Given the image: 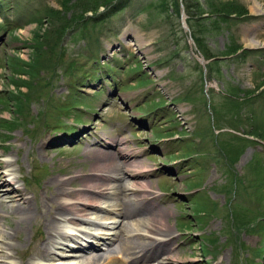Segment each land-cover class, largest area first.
I'll list each match as a JSON object with an SVG mask.
<instances>
[{
  "label": "rangeland",
  "instance_id": "rangeland-1",
  "mask_svg": "<svg viewBox=\"0 0 264 264\" xmlns=\"http://www.w3.org/2000/svg\"><path fill=\"white\" fill-rule=\"evenodd\" d=\"M99 2L90 12L91 0H0L1 171L8 190L41 207L21 225L0 218L11 235L0 264H79L59 256L90 239L106 250L120 218L102 198L104 210L83 214H105L100 225L59 219L65 240L32 256L45 211L74 201L55 189L81 190L96 151L120 165L110 185L142 183L156 196L172 237L161 254L172 263L161 264H264V140L246 134L264 130V0H185L187 13L182 0Z\"/></svg>",
  "mask_w": 264,
  "mask_h": 264
},
{
  "label": "bare ground",
  "instance_id": "bare-ground-1",
  "mask_svg": "<svg viewBox=\"0 0 264 264\" xmlns=\"http://www.w3.org/2000/svg\"><path fill=\"white\" fill-rule=\"evenodd\" d=\"M254 5L258 6L257 3ZM104 153L100 151L99 153H97L96 151L95 155L97 158L96 157L95 158L97 160H94L91 164L90 167L91 173L86 177L84 176L83 178H80V176L78 177L82 181L81 190L68 191V190H64L66 188L55 189V195L56 193H58L67 196L66 198H68V196L71 195L74 196L73 197L74 201L68 202L66 200H62V201L60 200L59 202H56V205H54V207L51 208V210L49 209L50 211H48L47 209L45 213L43 212L44 214L47 215V218L44 219L43 221L45 236L42 239H40L38 243H35L32 246V256L42 259L43 257H48V256L50 257L52 243H55V245L60 244L58 241L54 242L53 240L54 237L65 240L66 234L62 232L59 228L60 227L58 224L59 219H63V221L73 222V223L76 220L79 221L81 220L90 226L95 224L100 225L99 224L100 222L98 223L97 221L99 217L106 218L105 214L102 215L97 214L96 218H94L93 220L86 219L83 214L84 211L87 210L86 208H91L92 210L94 211L97 210L99 212L104 210V208L98 205V203H100L99 199L103 198V200H101V203L105 202L108 203L109 206L116 207L115 213L120 218L117 225L118 232L113 236L112 241L110 240V238L108 239L109 244H106L107 246L106 250L103 252H97L96 250L98 249V246L94 244L95 240L93 241L89 238L90 240H86L82 244H77L76 242L78 241H75L71 245H65L66 248L70 250L68 253H62L59 257L61 258L74 257L71 260L78 258L77 263L79 264H124V262L126 261L133 264L137 262L138 264H153V262L155 264H161V263L171 262L165 260L166 258L169 257H165L163 259L164 255H161L167 251L171 252L170 246L172 244V240H171L172 237H171L170 229L167 227L166 224L162 223L164 219L163 218L164 212L161 211L155 205L156 196H154L150 192V194L153 196L148 195L146 196L147 198L144 197L142 194L143 190H145V187L148 188L150 187L142 183H137V182L121 183L115 181L113 184L110 185L106 181V179L110 178V176H115L114 174L120 171L119 170L120 165H117L116 162L115 164H113L114 161L112 158L113 156ZM5 164L6 162L0 161V191L1 189H4L3 193L6 194L7 199L11 202H16L17 204L7 206L3 202L4 199L0 195V218H3L4 216L6 217V215L7 216L12 215L15 221L17 222V224L21 225V223L30 222L35 218L36 215H38L37 213H39L41 207L36 208L34 206H31L29 200H27L26 197L23 195V193L20 192L19 190L14 188L8 190L7 186H9V184L11 183L8 180L4 179L6 173H4V171H1V169ZM94 174L97 175L98 177L97 180H99V182L97 181L89 182L92 177L94 178ZM138 174H140L139 171L137 173H132L133 176H137ZM108 185L111 186L109 188H111L112 191L103 192V189H105ZM124 190H128L131 196L124 195L125 194L123 193ZM86 191H91L92 195L87 194ZM138 197L140 198L138 199ZM55 199L57 198L51 196L49 199H45V202L47 201L52 203ZM87 229H90V231L91 230L94 231L95 228L87 227ZM137 230H141L143 231V233H140L139 231L136 233L138 236H134L132 238H126L123 236V234L126 232H132ZM79 232L82 234H87L98 241L102 240L101 234L103 235L106 234V232L93 233L83 230ZM9 233L4 234V231L3 233L0 232V237H1L0 242L8 239L11 236V235L9 236ZM69 237L71 236L69 235ZM78 240L81 241V239ZM4 244L5 247L3 248L5 249L10 246L9 243L7 242H5ZM84 249L85 250L89 249L90 252H88L85 255H83V253L80 254L79 252H82ZM2 252L3 251L1 249L0 253ZM116 252L119 254L121 253L123 257L125 256L124 259L123 258L118 259L116 256H113L114 253ZM4 253L6 254L5 251L3 252V254Z\"/></svg>",
  "mask_w": 264,
  "mask_h": 264
},
{
  "label": "trees",
  "instance_id": "trees-1",
  "mask_svg": "<svg viewBox=\"0 0 264 264\" xmlns=\"http://www.w3.org/2000/svg\"><path fill=\"white\" fill-rule=\"evenodd\" d=\"M91 2H92V4L91 5H88V6H86L83 10H86V11H90V12H95L96 10H97V8H98V6L100 7V6H103L105 3H102V2H99V0H91ZM78 3H79V1H78ZM98 3V4H97ZM182 5H183V10L187 13V11H186V7H187V5H186V2H185V0H182ZM175 4H176V6L178 5V3L175 1ZM61 5H63V3H61ZM64 6V5H63ZM177 8V7H176ZM179 12V9H177V13ZM242 12H244L243 10H242ZM68 30V28L66 29V31ZM60 31H63V29L61 28L60 29ZM65 31V30H64ZM56 35H58L57 34V32H56ZM58 37V36H57ZM60 39V38H59ZM196 41V40H195ZM50 49V48H49ZM203 56H204V54H202ZM32 67H35V66H32ZM32 67H30V68H32ZM39 71V70H38ZM23 72L24 73H27V72H25V70H23ZM29 73H31V74H33V72H29ZM90 75V74H89ZM23 81H25V80H22V82ZM22 85H25V86H27V85H29V83L28 82H23L22 83ZM16 98V97H15ZM19 100H20V102H19ZM29 100L27 99V96H25V97H23L22 99H18V103H20L19 104V109H20V107L22 106H24V104H26V102H28ZM23 102H25V103H23ZM237 105V104H236ZM231 115H233L234 116V118H235V115L237 116V112L235 111V113H232L231 112ZM0 121L3 123V122H6V121H4V120H2V119H0ZM238 122H240L239 120H237ZM236 121V122H237ZM252 126V125H251ZM256 127H258L259 128V131L258 132H256V131H246V134H250V135H252V134H255V135H257L259 138H261V139H263L264 140V130H262L263 128L262 127H260V126H258L257 124H256ZM261 129V130H260ZM228 154H230V156H231V153L229 152V150H228Z\"/></svg>",
  "mask_w": 264,
  "mask_h": 264
}]
</instances>
